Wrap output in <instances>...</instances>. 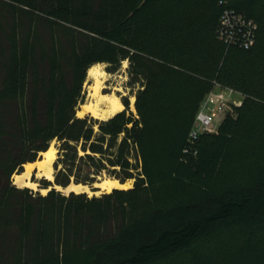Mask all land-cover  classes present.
Returning <instances> with one entry per match:
<instances>
[{
    "label": "trees",
    "instance_id": "trees-1",
    "mask_svg": "<svg viewBox=\"0 0 264 264\" xmlns=\"http://www.w3.org/2000/svg\"><path fill=\"white\" fill-rule=\"evenodd\" d=\"M224 8L256 24L249 49L217 39ZM0 12L27 21L0 18V264H264V0H0ZM125 61L135 111L78 117L88 69ZM215 85L242 103L191 142ZM53 141L54 186L132 188L12 185Z\"/></svg>",
    "mask_w": 264,
    "mask_h": 264
},
{
    "label": "built area",
    "instance_id": "built-area-1",
    "mask_svg": "<svg viewBox=\"0 0 264 264\" xmlns=\"http://www.w3.org/2000/svg\"><path fill=\"white\" fill-rule=\"evenodd\" d=\"M256 28L252 20L232 9L224 8L216 29V37L227 48L249 49L254 44ZM215 86L222 89L219 93L210 92L201 103L189 134L191 142H195L203 133H209L219 122L223 109L242 103L243 96L237 91L220 85Z\"/></svg>",
    "mask_w": 264,
    "mask_h": 264
},
{
    "label": "bare ground",
    "instance_id": "bare-ground-1",
    "mask_svg": "<svg viewBox=\"0 0 264 264\" xmlns=\"http://www.w3.org/2000/svg\"><path fill=\"white\" fill-rule=\"evenodd\" d=\"M101 75L102 72L99 69L98 65H94L88 69L87 76L93 81V83L91 86H89L88 102L81 105L80 109L77 111L78 117H84L85 114H88L94 118L108 119L124 109L122 103L114 95H103L104 93H101V90L103 89ZM102 106L104 107V109H102ZM54 152L50 147L47 151L41 153L42 159L37 160L34 163L25 164L24 172H22L21 174H15L13 183L18 187L35 189L36 184L28 180L33 168L38 170L37 177H44L47 180L51 181L53 179L54 172ZM95 185L101 193H109L112 189H127L128 181L121 184L116 179L107 178L101 180ZM56 187L58 190H62L66 195L71 192L76 194L82 192L90 193L88 187H84L82 185L70 184L65 189H61V187L59 186ZM42 191L45 192V190Z\"/></svg>",
    "mask_w": 264,
    "mask_h": 264
},
{
    "label": "rangeland",
    "instance_id": "rangeland-1",
    "mask_svg": "<svg viewBox=\"0 0 264 264\" xmlns=\"http://www.w3.org/2000/svg\"><path fill=\"white\" fill-rule=\"evenodd\" d=\"M19 15H22V14L16 13L14 15H8L9 18H10V20L7 21L6 14H2L0 12V18L3 17V19H5L4 22H2V23H5V22L6 23H9V22H12L13 23L15 21V19L19 20L21 23H22L23 20H24V22H27V21H25L26 19L23 16H19ZM26 15H31V14H26ZM40 16H42V15H40ZM26 25L27 24H25V26ZM39 30H40V34L43 33V35H44L45 31H47L46 30V27H43L41 25H39ZM56 31H58V30H56ZM95 65H98L99 66V69L102 72L101 79H102V83H103V89L101 90V93L102 94L104 93L103 95H114L116 98L119 99V101L121 103L123 101H127L128 104H129L128 110L131 111V112H134L135 111V108L134 109H132V108L134 107L135 95H136L138 89L140 88V85L139 84L130 85V76H129L128 71H127V68H128L129 63L127 61L122 62L121 65H120V67L114 73L108 72L107 71V65L104 64V63H99V64H95ZM92 83H93V81L90 78H88L87 73H86V79H85V82H84L83 88H82V93L84 95V103L83 104H86L88 102V100H89L88 99L89 86H91ZM221 89L222 88H219V87H216L215 86L212 91L215 92V93H219ZM122 105H123V103H122ZM102 109H104V107ZM232 114H233V110L230 107V105L228 107H226L225 109H223V111H221V114H220V117H219V122L214 125V127L209 131V133H214L217 130V128H218V124H220V122L224 119V117L226 115H232ZM87 116L88 117H92L90 115H87ZM92 118L93 119H97V120H106V119H99V118H94V117H92ZM50 147L53 149V152L55 151L54 152V155H55V159L54 160H56V155H57V143H56V141H53L50 144L49 148ZM40 155L41 154H39V156L37 157V160L42 159V155L41 156ZM22 172H24V165H23L22 170H21L20 173H22ZM37 172H38V170L35 169V168H33V170L31 171V174H30V176L28 178V180H30V182H33V183L36 184L35 189H30V188H27V189L32 190V192L35 193V194H40V195H43L44 194L45 195L50 189H52V188L55 187L54 184H53L54 176H53V179L50 181V180H47L44 177H37ZM14 175L15 174H13L11 176V178H10L11 184L14 185L15 187L19 188V189H24V187H18L17 185H15L13 183L14 182V180H13ZM53 175H54V172H53ZM235 178H237V180H242V179H244V175L242 173H237L236 176H235ZM104 179H107V177L106 176L98 177L97 183L100 182L101 180H104ZM47 182H50L52 184V186H48V188H44V185ZM132 186H133V181H128V187H127V189L132 188ZM42 190H45V192H43ZM94 190L95 191L98 190V191H96L94 194L91 193V192L90 193H86V194L89 197H91V196H99L102 193H104V192L101 193L99 189H94ZM62 192H60V193H62ZM63 195H66V194L64 193ZM8 240H10V238L8 236H6V237L3 238V241L5 242L4 243L5 245H6V243H9ZM8 245H10V244H8ZM7 248H8V246H7ZM8 249L12 250L11 248H8Z\"/></svg>",
    "mask_w": 264,
    "mask_h": 264
},
{
    "label": "water",
    "instance_id": "water-1",
    "mask_svg": "<svg viewBox=\"0 0 264 264\" xmlns=\"http://www.w3.org/2000/svg\"><path fill=\"white\" fill-rule=\"evenodd\" d=\"M80 107H81V105H80L78 108L80 109ZM79 109H78V110H79ZM133 109H134V107H133ZM78 110H77V111H78ZM87 115H88V114H85L84 116H87ZM70 184L75 185L74 183H70ZM70 184H69V185H70ZM82 186H83V185H82ZM84 187H88V186H84ZM54 188L57 190V187H56V186H55ZM65 188H66V187H65ZM65 188H62V187H61V189H65ZM88 189H89V191H90L91 193H93V194H94L96 191H98V190H96V191H95V190H94V191L92 190V189H98L95 185H93V188H92V189L89 188V187H88ZM57 191H60V190H57ZM60 192H62V190H61ZM82 193H84V192H82ZM62 194H64V193L62 192ZM68 194H69V193H68ZM68 194H67V195H68ZM85 194H86V193H85Z\"/></svg>",
    "mask_w": 264,
    "mask_h": 264
}]
</instances>
